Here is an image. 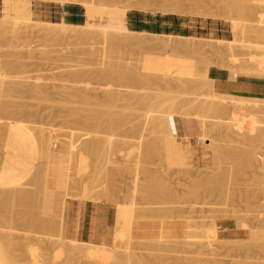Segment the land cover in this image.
Returning <instances> with one entry per match:
<instances>
[{"label": "rangeland", "instance_id": "obj_1", "mask_svg": "<svg viewBox=\"0 0 264 264\" xmlns=\"http://www.w3.org/2000/svg\"><path fill=\"white\" fill-rule=\"evenodd\" d=\"M90 1L94 8L99 10L100 17L98 16L95 22V25H97L96 29L98 31H101L109 26L116 27L118 25L116 21L109 18V13L111 11H119L126 4H132L131 2H133V4L141 3L140 0H112V2L111 0ZM150 1L151 8L145 12L182 16L183 18L180 21L192 27V36L184 37L179 35H153L145 32H136V34H128L129 36L123 34L121 38L119 37L121 34H117L119 33V30L113 29L111 31L115 33L118 39H122L123 41L125 38V42H122L121 45H118V49L114 48V52L111 50V56H108L106 53L107 57L105 58L107 59L106 61L116 65V71L118 73L114 74V76L110 78L108 77L107 80L103 79V81H100L98 78L91 77L89 81L87 80L84 82L85 84H83V82L82 84H79L80 86L78 84L75 85L74 83L76 82H74V88L78 86L81 88L83 86L87 88L88 86L90 89H88V91H91L90 93L92 96L99 97L98 95L100 94V98L102 97L101 99H105L104 96L106 95H104V91L107 93L109 90L123 92L122 94L125 93L124 96L126 97V94L130 92H136V94L140 96L147 95L145 97L151 98L155 96L154 102H157L158 100H160V102L158 101L152 107V110L160 111L161 109L165 112H167V109H171L172 107L176 106L174 101L175 98H197L204 101L209 98L208 101L212 103L218 101L222 103L221 101H223L230 106H237L235 107L237 110L233 120H231L233 115L231 117L226 116L225 118V116H223L224 118H221L215 113L201 108L195 109L193 112H191L192 116H184L183 112L185 113V111L181 108V106L179 107L181 110L178 107L175 108L176 110L179 109L178 111L174 110V112L176 111L175 113H177L175 117L190 119L189 126L188 124L183 125L184 122L182 121H178V142L177 140L174 141L170 137L171 133H167L166 126H164L166 131L164 129H162V131L164 130L163 134L166 132L167 137L164 135V139H167L166 142L168 144H165L164 142L162 145V141L158 140L161 134H158L157 130L160 128H157L156 130V133L159 135V137L154 133H151V131L147 132L146 138L149 136V139L147 138L149 146H151L150 144L153 143V150L151 151L152 154L154 151L153 155L155 157L150 154L151 151H143L142 156L145 157L144 154L149 153V155L146 157L151 155V158H149V161L145 158V160H143L144 163H139L141 167L139 171L142 169L141 173H137L139 165H135L136 170L132 169L133 171H130L133 176L131 173L129 175L128 172L130 169L128 170V168L129 166L133 167V165L130 164L136 163L135 157L137 155L136 151L135 157L133 158L134 152L130 151L131 145L129 141L136 143L138 142V140L135 141L136 134L134 135L132 133L133 129L131 127L132 125H142V122L144 121L142 115L146 113L144 111H147V108L138 104L137 101L136 103L138 105L130 103L127 101L129 99V97H127L128 99L118 102L119 106H117L118 103L112 104L115 111L112 110V105H107L104 107L100 105H89L88 107H90V112L89 108H84L85 104H80L79 100L78 103L76 102V105L74 101L73 105L72 103L69 105L65 103L63 99L67 95V92L69 94L73 92L72 82L74 79L71 78V80L68 77L70 76L71 72L73 73L75 71H80V69L84 70V67L87 71H90V69L91 71H96L102 67L100 62L97 65V62L103 55L101 50L104 48V46L99 43L101 38H99V40L97 38L95 41H90L84 44H77L71 41L46 38L44 35H40L41 33H38V29L41 25L38 23V21L41 20L34 14V9L38 5H41V2L62 4L60 1L0 0V20L6 15L15 16L16 13L13 9L16 7H19L20 11H26L29 13L33 19V22L31 23L0 25V76H5L6 79L4 77H1V79L3 78L6 83H14L16 86L18 85V88L21 90L12 94L9 92L10 95L6 92L5 96L0 98L4 100L2 104L8 106V108H10L11 105L10 109H12L15 113L14 118H12V116L11 119H7V117L5 119V114H1L2 120H0V122H11L19 125L21 124L20 126L22 127L24 125L26 127H32V124L33 127L36 125L37 128L43 129V134L47 137L49 142L48 145L50 144V149L53 148V151L55 150V152L57 151V153H59L58 151H61V149L62 151L64 150L63 147L65 148L69 146L67 145V141L69 144L70 134L71 132L72 134L74 133V131L71 130L74 123L72 124V120L68 121V116L70 115L71 110L72 113H75L76 111L77 116L75 115V118L79 122H86V120H88L86 119V116H90L91 113H103V120L105 121V114L107 113L106 115L109 117L108 113L110 112L107 111V109L111 110V112L113 111V114L110 112L113 117L111 116V119L107 118V121L117 120V124L115 123L117 127L114 126L113 129V127L107 125V129L109 128V131H115L116 127L118 129L112 133L115 136V139L123 142L124 140H126V142L129 140L126 146H129L128 150L131 153L133 152V156L131 155L133 159L130 157L129 162L127 161V163L130 164H128L129 166H126L124 163H122L124 162L123 160H125L122 159L121 156L124 154V152L122 154H118V162H121L122 165H124H120L121 163L116 166L109 165L106 175L108 176V173L112 171H114L116 174V189L119 203L117 218L122 224L130 227V229L133 230V238L130 241L131 247L133 246L134 249L133 252L136 251L135 254L139 253L141 256H143V254L147 255L146 259H144L146 262H148V256L149 258L152 256V264L154 255L160 260L162 255H164L162 258H165L166 256L168 262L165 259L166 262H164V264H169V262L171 263L172 260L174 261L173 264H175V258H177V260L180 258V262L181 260H184V258L186 261L188 259V263L186 264H190V262L192 263L190 259H193V262L197 264H264V115L261 117V114L259 113V118V116L255 115L256 111L254 112V109L252 111L250 107H248L250 105L251 107L253 105H259V108H261L260 111H262L264 99L220 93L215 89L214 81L209 76L210 69L214 67L228 70L233 74L236 73L246 76L264 77V0H182L184 5L183 8L186 11V14L183 15L174 13V11H172L170 8L167 10L168 7L165 5L166 0ZM76 5L85 15L82 23L79 24L83 25L88 20L85 9L80 4ZM239 8H245L247 10L246 12H240ZM205 9L218 14V18L214 19L198 14L205 11ZM132 10L137 9H128L127 13ZM234 25L238 26L236 31L234 29ZM125 27H127V23H125ZM127 37H132V39L129 38L128 40ZM113 53H117L118 55H113ZM114 61L116 63H114ZM5 66L6 68L4 69ZM118 66L121 70L120 74ZM127 67L129 72H132V74L134 73L133 75H135V80H139V78L142 77V82L140 80L142 84L138 85L139 88L131 82L125 81L121 76L123 70L126 69L128 72ZM129 67L131 69L133 68V70H130ZM1 68H3V70ZM136 71L139 73L142 72L140 75L138 74V78H136ZM143 72H145V74ZM116 76L119 78L116 79ZM4 80L2 82H4ZM145 82L147 84H145ZM26 85L28 89H25ZM35 85L39 86L40 91L37 90L39 93L36 91L34 93L30 90L31 86ZM68 85L71 86L72 91ZM42 88H44V90H42ZM92 89L98 90V95L96 92L94 93ZM67 90H70L71 92ZM14 95L16 97L18 96L19 99L13 97ZM158 95H161L162 97H159L160 99L156 101ZM32 96L34 97L32 98ZM37 97L40 100H37ZM168 99L170 100L168 101ZM69 100L71 101L70 98ZM135 100L130 99V101ZM171 100L174 101L172 105L170 103L168 104V102ZM6 103L8 105H6ZM2 104L0 102V105L4 106ZM167 104L170 106H167ZM81 106L82 110H80ZM140 107L142 108V111ZM119 108H121L120 110H122L121 112H123V116H119L118 113H116ZM248 108L253 113H251ZM29 110L33 113V116H31L32 113ZM124 113H126L125 116ZM139 113L141 114L139 115ZM64 115L68 117V120L66 119L67 117H64ZM32 118L34 121H32ZM151 124L153 123L150 121L148 127L152 129L154 128V124ZM69 126L71 127L70 130ZM105 127L104 129L100 130V132H104L103 135L106 136V134H109V131L105 129ZM78 128L83 130L82 126H75L73 129H77L75 131L77 135H74V139L81 142V137L82 141L84 142L87 133L91 131L84 127L87 133L79 131L78 134ZM101 128H103L102 125ZM27 131L31 134L28 129ZM162 131H159V133H162ZM239 131H241L240 134L238 133ZM100 132L98 135H100ZM91 134L92 136L96 135L94 132ZM91 134L89 135L90 137L88 136L89 138H91ZM109 136L107 135L106 137H102L107 138ZM162 136L160 138H162ZM169 138L172 139V144H175L176 142V144L178 143L177 145H179L181 143L180 146H178L179 151L177 154L179 155H176V150H178L176 144V146H174V144L173 146L170 144V146L173 147L175 151L174 154L171 153L173 148H169V141H171ZM155 144L157 147H155ZM160 145H165L167 147L166 148L164 146V152L166 153L167 151V156L162 152V147ZM132 146L134 145L132 144ZM128 150L125 152H128ZM158 151H160V153ZM73 152L70 151L69 157H71L70 155L75 154V152ZM159 155L161 157H159ZM66 156L68 155L66 154L62 157L61 161H65L61 163V165L63 164L65 173V177L63 179L67 181L68 185H64L65 187L62 186L63 181L61 179V186L59 184V180L53 181L56 183V185L58 182V186L55 185V191L57 190V193L61 192L63 194L62 195L59 193L61 197L58 202H60V204H66V200L68 199L90 201L100 200L102 197L101 195H103L104 192L103 194H100L96 181L97 169L95 167L97 162L95 158L97 156H87L89 163L82 159V156L76 159H70ZM171 156H180V159H178V157L172 158ZM133 160L134 163H132ZM152 160H154L155 164ZM42 164L47 165L44 166V172L42 171ZM37 165L38 169L40 170H37V168L34 169V171L30 174V182L34 181L33 177L35 175L34 173H36L35 171H37V173L42 171L41 173L43 174L41 175L36 173V177H34L35 184L33 183V187L26 186L30 182H28L26 185L24 184L26 188L28 187L30 190L33 189L36 192V195L41 193L44 194L46 191L44 187V185H46V180L48 181L49 177H52L53 179V176H55V178L57 176L56 174L52 176L50 171H48L49 165L46 163L45 158H40ZM7 169L8 168H5L3 172L7 171ZM149 169H151L153 173L150 172ZM227 169L230 171L231 176H227ZM51 172L53 173V170ZM133 172L136 174H133ZM153 174L155 175L154 178L158 179V181L157 179L153 181L155 182V187L157 186L160 188L161 186V191L163 190V186H165L164 188L166 190L169 188L168 185L172 187V189L174 188L173 191L171 188H169L172 193L175 190V195L172 197V193H170L169 195L171 202L169 200L168 202H170V204H172V201L175 203L177 198V203L174 204L178 205L177 207L173 206V204L169 206L168 202H165L166 199L162 200L161 198L160 201L162 200L163 202L167 203L168 207L166 206L165 210L164 208L161 210V207H159L160 205H163L161 201V204L158 206L161 211L159 214V209L157 208V210H155V207L151 205L156 202L157 199H152L151 197L153 196L151 195L149 200L151 201L152 199V201L149 202V204L154 208V210L153 208L152 211L150 210L151 207L148 205L147 198H145L147 192L144 190V188L148 183H150V179L152 181L151 176H153ZM26 179L24 181H26ZM146 179L147 184L145 183ZM134 180L139 185L137 190L138 192L136 193L135 191V198L132 195V197L135 199L133 201V198L130 196V194L134 190L130 191L129 187H131L133 183H136ZM156 181L157 183L160 182V186H158V184L156 185ZM100 182L101 180H99L98 183ZM147 187L148 186H146V190L149 189H147ZM151 187L152 186H150V188ZM153 188L154 187H152V190ZM63 189L65 192H63ZM148 191H150V189ZM154 191H150L149 193L152 194ZM66 192H69V194H66ZM164 192L166 196H168V192ZM192 192H194V195H192ZM70 193L73 198L69 196ZM188 193L190 194L188 195ZM154 194L155 192L153 195ZM157 194L160 198L162 192ZM65 195H67L65 199L63 198V201L65 200V202L62 203L61 198L63 196L65 197ZM149 195L150 194H148V196ZM125 196H129L128 201H126ZM21 204L19 203L16 205L14 215L10 213L12 209L9 210V206H3V208L0 206V211L2 210V214H4V220L2 218L0 220V233L2 234L0 241L3 245H10L9 247L11 250L9 251L8 256L12 264H55V262L56 264H62V262L63 264H72V261L75 260V257L80 255L78 254L74 256V259L70 257L73 260H68L69 253L63 248L62 242L64 240L66 242L67 238L61 236L62 234L59 231L60 225L62 230V224L59 221L61 220V213L59 211H62L61 216L64 212L61 205L59 206V203L57 204L58 207L56 205L58 210H55L57 211L53 210L55 206L52 209L47 208V210L44 211L46 214L43 217L45 218L47 216L46 229L37 230V228H34L30 225L31 216L34 214L35 210L33 207L28 206V204L25 205L30 208H27L24 204ZM157 205L158 203L156 206ZM180 205L182 210H179V208L181 209ZM170 207L172 208L171 210ZM167 208L169 210L168 212L166 211ZM133 210L134 213L132 212ZM178 210L181 212V214L178 213ZM148 212H150V214H148ZM154 213L157 214L156 216L159 218L153 217ZM12 215L13 219H11ZM55 215H57V229L56 224L55 228H53L55 223ZM7 216L9 217L7 218ZM49 220L52 226L49 225ZM61 221H63V219ZM54 242H61L60 246H58V243L54 244ZM139 242H145V244H143L145 245V250H143L144 248L142 249L143 245L139 246L141 244H139ZM52 244L53 246L56 245L60 248L50 249ZM146 244H149L151 248L149 246V248L146 247ZM106 245L111 246L112 241ZM137 245L141 247L138 250L136 249L138 247ZM160 245L164 251H160L159 249L155 250V247L158 246V248H160ZM53 246L52 248H56V246ZM164 248L167 251H165ZM52 250H54V253ZM158 254H160V256ZM78 260L76 262L74 261L73 264H77ZM82 260L85 263L86 259L81 257V261ZM162 260L164 261V259ZM176 262L178 263V261ZM149 264H151V262ZM154 264H156V262H154ZM158 264H163V262ZM182 264H185V262L183 261Z\"/></svg>", "mask_w": 264, "mask_h": 264}, {"label": "bare ground", "instance_id": "obj_2", "mask_svg": "<svg viewBox=\"0 0 264 264\" xmlns=\"http://www.w3.org/2000/svg\"><path fill=\"white\" fill-rule=\"evenodd\" d=\"M52 1H60L62 4H80L81 6H83L84 7V9H85V12H86V16H87V22L85 23V24H83V25H70V24H65V23H48V22H42V21H38V23L41 25L40 27H39V29H38V33H41L40 35H44L46 38H52V39H58V40H65V41H71V42H74V43H77V44H84V43H87V42H90V41H95L97 38H98V40H99V38H101L100 40H99V43H101L103 46H104V48L101 50L102 51V53H103V55L100 57V56H98V57H100V59H99V61L97 62V65H98V63L100 62V65L102 66L100 69H97L96 71H91V69H90V71L88 70H86L85 69V67H84V70H81L80 69V71H75V72H71L70 73V76H68L70 79L72 78V79H74L73 80V82H72V84L74 83V82H76V83H74L75 85H79V84H82V82H83V84H85L84 82L85 81H89L90 80V78L91 77H95V78H98V79H100V81H103V79H108V77L110 78V77H112V76H114V74H117L118 72L116 71V65H114L113 63H110V62H108V61H106L107 59L105 58V57H107L106 56V53H107V55L109 56H111V54H112V51L111 50H113L114 48H117L118 49V45H121V43L122 42H125L124 40H125V38L123 39V41H122V39H118V37L115 35V33H113V31H111V30H113V29H116V30H119V33H117V34H121V36H119V37H121L122 38V35L123 34H126V35H128V34H130V35H132V34H136V32H133V31H130V30H128L127 29V27H125V23H126V19H127V10L128 9H137V10H144V11H146V10H149L150 8H151V1L150 0H140V2L141 3H134L133 4V2H131L132 4H126L125 6H123V8L121 9V10H119V11H111L110 13H109V18L111 19V20H114V21H116L117 23H118V25L116 26V27H106L105 29H103V30H101V31H98L96 28V26L97 25H95V22H96V19H97V17L99 16L100 17V15H99V10H96L95 8H94V6L90 3L91 1L89 0H52ZM107 1V0H106ZM109 2V1H108ZM111 2H112V0H111ZM127 2V1H126ZM106 5V4H105ZM165 5H166V7H168L167 8V10L170 8L172 11H174V13H176V14H178V15H183V14H186V11L184 10V8H183V2H182V0H166L165 1ZM241 6V5H240ZM153 8V7H152ZM163 8H165V7H163ZM154 9V8H153ZM14 11H15V16H9V15H6L3 19H1L0 20V25H14V24H16V23H31V22H33V19H32V17H31V15L29 14V13H27L26 11H20V9H19V7H16L15 9H13ZM152 10V9H151ZM150 10V11H151ZM156 10H157V8H156ZM164 10V9H163ZM239 10H240V12H246V10L247 9H245V8H239ZM170 11V10H169ZM165 12H166V10H165ZM173 13V12H172ZM199 15H201V16H204V17H211V18H214V19H217L218 18V14H216V13H214V12H210L208 9H205V11H203V12H200V13H198ZM234 29H235V31L238 29V26L237 25H234ZM129 36V35H128ZM124 37H126V36H124ZM133 37V36H132ZM132 37L130 38V37H127L128 38V40H129V38L130 39H132ZM120 49V48H119ZM85 51V50H84ZM121 51H122V49H121ZM98 52H99V50H98ZM113 52H114V50H113ZM116 52V51H115ZM120 52V51H119ZM117 53H118V51H117ZM116 53V54H117ZM123 53V52H122ZM31 54H33V53H31ZM87 54V53H86ZM92 54V53H91ZM115 53H113V55H116ZM118 55V54H117ZM123 55V54H122ZM126 55H127V53H126ZM31 56V55H30ZM120 56V55H119ZM33 58V57H32ZM90 59V58H89ZM96 59V58H95ZM101 59H102V61H101ZM108 59H110V58H108ZM84 61V60H83ZM1 62V61H0ZM114 63H116L115 61H114ZM84 65V64H83ZM7 66V65H6ZM6 66L4 67V69L6 68ZM16 66V65H15ZM18 66V65H17ZM23 66H24V64H23ZM120 66H121V61H120ZM95 67H98V66H95ZM124 67H125V65H124ZM135 67V66H134ZM130 68V67H129ZM2 70H3V68H1ZM8 69V68H7ZM9 69H10V67H9ZM8 69V70H9ZM83 69V68H82ZM118 69L120 70V68H119V66H118ZM123 69V68H122ZM127 69H128V67H127ZM134 69H136V68H134ZM77 70V69H76ZM130 70H133V68L131 69L130 68ZM138 70H139V68H138ZM123 71H125V72H123ZM122 71V77L124 78V80L125 81H127V82H131L132 84H134V85H136V87H138V85H140V84H142L141 82H142V77H140L139 78V80H135V75H133L132 74V72H129V69H128V72L126 71V69L125 70H123ZM137 72V71H136ZM121 73V70L119 71V74ZM140 73H142V72H140ZM140 73L139 72H137V75H136V78H138L139 77V75H140ZM144 74H145V72H143ZM3 74V73H2ZM5 74V73H4ZM139 74V75H138ZM132 75H133V77H132ZM146 75H147V73H146ZM138 76V77H137ZM143 76V75H142ZM1 77H4L5 78V76H0V98H2V96H5V93L7 92L8 94H9V92L12 94V93H16V92H19V91H21L20 90V88H18V85L16 86L14 83H6V81L2 78L1 79ZM146 77V76H145ZM20 78V77H19ZM116 79L117 78H119V77H115ZM134 78V79H133ZM6 79V78H5ZM17 79V78H16ZM70 79H68V80H70ZM71 79V80H72ZM102 79V80H101ZM146 79H147V77H146ZM4 80V82H2ZM67 80V79H66ZM70 80V81H71ZM140 80H141V82H140ZM8 81V80H7ZM22 81V80H21ZM65 81V80H64ZM117 81H119V80H117ZM20 82V81H19ZM114 82V81H113ZM23 83V82H22ZM107 83V82H106ZM119 83H121V82H119ZM20 84V83H19ZM68 84H69V81H68ZM71 84V85H72ZM74 84H73V92H71L72 91V88H71V86L70 85H68L69 87H70V90H67V91H69V92H71L70 94L67 92V95L63 98L64 99V101H65V103H67V104H71L72 103V105H73V103L75 102V105L78 103V100H79V102H80V104H85V106H84V108L85 107H87V108H89V110H90V107H88L89 105L91 106V105H100V106H102V107H104V106H107V105H112L113 103H118V102H120V101H123V100H125V99H128L127 97H129V99L127 100V101H129L130 103H134V105L135 104H140V105H142V106H144V107H146L147 108V111H144V112H146L145 114H143L142 115V117H143V119H144V121L142 122V125L141 126H137V125H135V126H133L132 125V129H133V134L136 136V138H135V141L136 140H138V142L136 143V142H131V141H129V143H130V145L132 146V144L135 146H130V151H133L134 152V156L132 155L133 154V152L131 153L128 149H129V146H126L127 145V142H126V140H124V142L123 141H120V140H116L115 139V136L112 134L113 132H115L118 128H116L117 126L115 125V123L117 124V120H115V121H111V120H108L107 121V118H110L111 119V114H110V112H111V110H109V109H107V111H110L108 114H109V117H107V113L105 114V121L103 120L104 118H103V113H100V114H90V116H86V119H88V120H86V122H79V121H77V119L75 118V115L77 116V114H76V111H75V113H72V110H71V113H70V115L68 116L69 117V120H68V117L67 116H65L64 115V117H67L66 119L68 120V121H73L72 122V124H73V127H72V125H71V127H72V129H71V127L69 126V130L71 129L72 131H74V133L72 134V132H71V134H70V140H69V144H68V141H67V145H69L68 147H63V151H62V149H61V151H58L59 153H57V151L55 152V150L53 151L52 149H50V144L48 145V140H47V137L43 134V129H41V128H37L36 127V125H35V123L37 122H35L34 123V127H33V124H32V127L30 126V127H26L25 125L23 126V127H25V128H27L30 132H31V134H32V139H33V144L35 145V148H34V151H35V153H36V155H37V160H38V162H39V159L40 158H45L46 159V163L49 165V167H48V171H50V173L52 174V176L54 175V174H56L57 176H56V178H55V176H53V179H52V177H49V179H48V181L46 180V185H44V187H45V192H44V194H38V195H36V192L32 189V190H30L28 187L26 188V186H34V184H35V178L34 177H36L35 175H36V173H37V171H35L36 173H34L35 175H34V177H33V179H34V181L33 182H30L31 181V175L26 179V181H24L23 180V177H20V178H18V176L19 175H17V174H14V172H13V169H11V166L10 167H7L8 169H7V171H5V172H3L1 175H0V206L3 208V206H9V210H11L12 209V211H10V213L11 214H13L14 215V211H15V207H16V205L17 204H21V205H25V204H28V206H31V207H33V209L35 210V212H34V214H32V216H31V223H30V225L32 226V227H34V228H37V230H39V229H42V230H44V229H46L45 227H46V224H47V222H46V220H47V216L44 218L43 216H45V210H47V208H49V209H52L54 206H55V208H53V210L54 211H57L58 209H57V207H58V203H59V206L61 205V207H62V210H64V207H65V204L63 203V202H65V200L63 201V198L65 199L66 198V196L67 195H65V197L63 196L62 198H61V202L63 203V204H60V202H58L59 201V199H60V197H61V195L59 194V193H61V192H58L57 193V190L55 191V185H56V183L55 182H53V181H60V179L63 181L62 183H61V181L59 182V184H60V186H61V184H62V186H64V185H68V183H67V181H65L63 178L65 177V173H64V167H63V164L61 165V163H63L64 161H61V159H62V157L63 156H65L66 154L68 155V156H66L67 158L69 157V153H70V151H74L75 152V154H72V155H70L71 157H69L70 159H76V158H79L80 156H82V159H84V160H86L88 163H89V159H88V157L87 156H91V157H93V156H97L96 158H95V160H96V169H97V171H96V181H97V185H98V188H99V191H100V194H103V192L105 193V192H107L108 191V184H107V182H108V178L109 177H107V175H106V171H107V168H108V166L110 165V166H116V165H118L119 163H121V162H118V159H117V157H118V154H122L123 152H124V156L123 155H121L122 156V159H125V160H123L124 162H122V163H124L126 166L128 165V164H130V163H127V161L129 162V160H130V157L132 158V156H133V158L135 157V152H136V157H135V161H136V163L135 164H130V165H133V167H131V166H129V168H128V170H129V175H130V173L136 168V166L135 165H139V163L141 164V162H143L144 163V161L143 160H145V158H146V160H148L149 161V158H151V155L152 156H154L153 154H154V151H153V154H152V151L151 150H153L152 149V144H150L151 146H149V143H148V139L146 138V136H147V132H149V131H151V133H154L155 135H157V133H156V130H157V128H160V129H158L157 131H158V134H161L160 135V137L162 136V138H160L159 137V135H157L159 138H158V140L159 141H162L161 142V145L162 144H164V142H165V144H168L167 142H166V140L167 139H164L165 138V136L164 135H166V132L168 133H171V138L175 141V140H177V142H178V137H177V135H176V131H175V120H179V121H182V122H184L183 123V125L184 124H188V126H189V122H190V119H186V118H180V117H175L176 115H177V113H175L176 111H178L179 109L181 110V108L185 111V113L183 112V114H184V116H192V113L191 112H193L195 109H198V108H201V109H206V110H208V111H211V112H213V113H215L216 115H218V116H220L221 118L223 117V116H225V118H226V116H232L233 115V117L231 118V120H233L234 118H235V116L234 115H236V110H237V108H235V107H237V106H230L229 104H227V103H225V102H223V101H221L222 103H220V101H218V102H214V103H212V102H210V101H208L209 100V98L208 99H206L205 101L204 100H201V99H195V98H193V99H191V98H187V99H184V97H182V98H175V107H172L171 109H170V111H169V109H167V112H165V111H162L161 109H160V111H157L155 108V110L156 111H154V110H152V107L159 101L160 102V100H158V99H160L159 97H162L161 95L159 96L158 95V97L156 98V101L157 102H154L155 101V96H153L152 98L151 97H145V96H147V95H145V96H140V95H138V94H136V92H130V93H128V94H126L127 95V97L126 96H124L125 95V93L124 94H122L123 92H120V91H115V90H109V91H107V93H105V91H104V95H106V96H104V98L105 99H101L100 98V94L98 95V90H95V89H92L93 90V92L95 93L96 92V94L99 96V97H97L96 95V97H93L92 96V94L90 93L91 91H88V86H87V88H85L84 86V88L82 87H76V88H74ZM122 84H123V79H122ZM121 84V85H122ZM126 84V83H125ZM125 84H124V86H125ZM145 84H147L146 82H145ZM6 85H8V86H6ZM87 85V84H86ZM89 85V84H88ZM113 85V84H112ZM134 85H133V87H134ZM20 86V85H19ZM132 86V85H131ZM144 86V85H143ZM22 87V86H21ZM41 87V86H40ZM63 87V86H62ZM61 87V88H62ZM8 90H7V89ZM23 88H24V86H23ZM27 88V85H26V87H25V89ZM104 88H105V86H104ZM106 88H107V86H106ZM129 88H130V86H129ZM139 88V87H138ZM22 89V88H21ZM28 89V88H27ZM127 89V88H126ZM136 89V88H135ZM141 89H142V87H141ZM31 91H33L34 93H35V91L37 92V90L38 91H40V89H39V86H31V89H30ZM42 90H44V88H42ZM64 90H66V89H64ZM90 90V89H89ZM107 90V89H106ZM130 90V89H129ZM128 90V91H129ZM25 91H28V90H25ZM125 91H127V90H125ZM132 91V90H131ZM62 92V91H61ZM61 92H60V95H61ZM63 92H66V91H63ZM37 93H39V92H37ZM41 93H42V91H41ZM27 94H28V92H27ZM10 95V94H9ZM9 95H7V96H9ZM18 95V94H17ZM36 95V94H35ZM38 95V94H37ZM45 95H46V93H45ZM48 95V94H47ZM144 95V94H143ZM19 96V95H18ZM18 96L16 97L15 95L13 96V97H15V98H18ZM40 96H42V95H40ZM34 96H32V98H33ZM63 97V96H62ZM76 98V99H73V98ZM165 97V96H164ZM69 98L71 99V101L69 100ZM186 98V97H185ZM4 99H5V97H4ZM19 99V98H18ZM68 99V100H67ZM73 99V100H72ZM130 99H132V100H135V101H130ZM10 100V99H9ZM15 100V99H14ZM34 100V99H33ZM37 100H40V99H38V97H37ZM162 100H163V98H162ZM170 99H168V101H169ZM173 100H171L170 102H168V104L170 103L171 105H172V103H174V101ZM60 101H61V98H60ZM68 101V102H67ZM70 101V102H69ZM74 101V102H73ZM136 101H137V103H136ZM0 102H1V104L4 102V100L3 99H0ZM35 102H37V101H35ZM77 102V103H76ZM185 102H186V104H185ZM19 103V102H18ZM111 103V104H110ZM27 104V103H26ZM137 104V105H138ZM167 104V106H170V105H168ZM2 105H4V104H2ZM6 105H8L7 103H6ZM10 105V104H9ZM57 105V104H56ZM64 105V104H63ZM66 105V104H65ZM132 105V104H131ZM162 105H164V104H162ZM1 106V105H0ZM16 106H17V102H16ZM49 106V105H48ZM55 106V105H54ZM61 106V105H60ZM117 106H119V103L117 104ZM121 106V105H120ZM129 106V105H128ZM181 106V108H179ZM41 107V106H40ZM53 107V106H52ZM58 107H59V104H58ZM63 107V106H62ZM65 107V106H64ZM76 107H78V106H76ZM138 107V106H137ZM163 107V106H162ZM179 108L178 110H176L175 108ZM248 107H250V109L253 111V109H254V112L256 111V114L255 115H257V116H259V118H260V114H261V117H263L262 115H264V106L262 107V111H260L261 110V108H259V105L258 106H252L251 107V105L250 106H248ZM10 108H11V105H10ZM10 108H8V106H1L0 107V120H2L1 119V114H5V119H6V117H7V119L9 118V119H11V117L12 118H14V115H15V113L13 112V110L12 109H10ZM24 108V107H23ZM74 108V107H73ZM79 108V107H78ZM83 108V109H84ZM114 107H113V105H112V110L113 111H115V109H113ZM122 108V107H121ZM121 108H119V112L117 111L116 113H118V115L120 116V115H122L123 116V112H121L122 110H120ZM127 108V107H126ZM161 108V107H160ZM167 108V107H166ZM166 108H165V110H166ZM92 109V108H91ZM140 109H141V111H142V108L140 107ZM159 109V108H158ZM23 110V109H22ZM37 110V109H36ZM53 110H55V109H53ZM61 110V109H60ZM80 110H82V106H81V108H80ZM88 110V111H89ZM126 110H128V109H126ZM174 110H176L175 112H174ZM248 110H249V108H248ZM251 110H249L250 112H251ZM30 111V110H29ZM41 111V110H40ZM50 111V110H49ZM113 111L111 112L112 114H113ZM124 111V110H123ZM31 112V111H30ZM90 112H91V110H90ZM94 112V111H93ZM24 113V112H23ZM32 113V112H31ZM56 113V112H55ZM55 113H54V115H55ZM121 113V114H120ZM143 113V112H142ZM153 113H154V115H153ZM251 113H253V112H251ZM258 113V114H257ZM260 113V114H259ZM25 114V113H24ZM30 114V113H29ZM35 114H36V112H35ZM69 114V113H68ZM71 114H72V116H71ZM141 113H139V115H140ZM248 114H250V113H248ZM37 115H38V113H37ZM53 115V114H52ZM81 115V114H80ZM88 115V114H87ZM116 115V114H115ZM126 115V113H124V116ZM132 115V114H131ZM172 115V116H171ZM254 115V116H255ZM31 116H33V113H32V115ZM252 116H253V114H252ZM35 117V116H34ZM113 117V116H112ZM141 117V118H142ZM20 118V117H19ZM31 118V117H30ZM57 118V117H56ZM70 118H73V119H70ZM118 118H120V117H118ZM122 118V117H121ZM224 118V117H223ZM229 118V117H228ZM27 119V118H26ZM58 119V118H57ZM84 119V118H83ZM181 119V120H180ZM20 120V119H19ZM21 120H23V119H21ZM41 120V119H40ZM56 120V119H55ZM66 120V121H67ZM81 120H82V118H81ZM223 120H225V119H223ZM32 121H34V119L32 118ZM32 121H31V123H32ZM38 121H39V119H38ZM52 121V120H51ZM150 121L154 124V128H149L148 126H149V124H150ZM40 122V121H39ZM103 122H105V123H107V124H105V123H103ZM121 122H122V120H121ZM25 123V122H24ZM26 123H28V122H26ZM48 123V122H47ZM64 123V122H63ZM71 123V122H70ZM119 123H120V121H119ZM127 123H128V121H127ZM127 123H125V124H127ZM29 124V123H28ZM76 124V125H75ZM103 124H104V126H103ZM153 124H151V125H153ZM21 125V124H20ZM101 125H102V127L103 128H101ZM105 125H106V127H105ZM107 125H109V126H111V127H113V129H114V126H116L115 127V131H109V128L107 129ZM120 125V124H119ZM222 125V124H221ZM75 126H82L83 127V130H81L80 128H78V134H79V131H82V132H86L85 131V128H87V130H90L91 132H89V133H87V138L85 137V140H84V142L82 141V139H81V137H80V140H81V142H79V140H75L74 139V135H77V133H75V131L77 130H75V129H73ZM129 126V125H128ZM164 126H166V130H165V127ZM187 126V125H186ZM201 126V125H200ZM199 126V127H200ZM85 127V128H84ZM104 127H105V129H107L109 132V134H106V136L108 135H110L109 137H107V138H103L102 136H104V137H106L105 135H103L104 134V132H100V130H102V129H104ZM148 127V128H147ZM153 127V126H152ZM18 128V127H17ZM127 128V127H126ZM125 128V129H126ZM188 128V127H187ZM201 128H202V126H201ZM27 129H26V131H27ZM162 129H164L166 132L163 134V132H164V130L162 131ZM25 130V129H24ZM104 131V130H103ZM159 131H162V133L160 132L159 133ZM81 132V133H82ZM95 133L94 135L95 136H92V134L91 133ZM99 132H100V135H98L99 134ZM111 132V133H110ZM235 132V131H234ZM240 132L241 131H239L238 133L240 134ZM7 133V132H6ZM202 133H203V131H202ZM91 134V138H89L90 135ZM118 134H119V131H118ZM69 135V134H68ZM125 135H126V132H125ZM130 135H131V133H130ZM29 136V135H28ZM35 136V137H34ZM80 136V135H79ZM89 136V137H88ZM128 136H129V133H128ZM119 137H120V135H119ZM126 137V136H125ZM166 137H167V135H166ZM11 138V137H10ZM82 138H83V136H82ZM117 138V137H116ZM147 140H146V139ZM151 138V137H150ZM171 138H169V140L171 139ZM78 139V138H77ZM84 139V138H83ZM130 139H132V138H130ZM172 139H171V141H169V148L171 147L170 146V144L173 146V144H172ZM11 140V139H10ZM152 140H153V138H152ZM151 140V141H152ZM164 140V141H163ZM151 141H149V142H151ZM173 141V142H174ZM126 142V143H125ZM154 142H155V140H154ZM128 143V144H129ZM156 143H157V139H156ZM180 143V142H179ZM159 144H160V142H159ZM175 144H176V142H175ZM174 144V146H176ZM181 144V143H180ZM180 144L179 145H177V149H178V146H180ZM15 145H16V143H15ZM160 145V146H161ZM11 146V145H10ZM154 146V145H153ZM164 146L165 145H163V146H161L162 148H161V150H162V152L163 153H165L164 152ZM219 146V145H218ZM32 147H34V146H32ZM136 149H134V148ZM155 147H157V145L155 144ZM166 147V146H165ZM7 148V147H6ZM17 148V147H16ZM167 148V147H166ZM173 147H171L170 149H172ZM8 149V148H7ZM32 149V148H31ZM221 149V148H220ZM126 150H128V152H125ZM168 150V149H167ZM175 150H176V148H175ZM21 151V150H20ZM143 151H146V152H150L151 151V155L149 156V157H146V156H148L149 155V153H145L144 155H145V157L144 156H142L143 155ZM172 151V150H171ZM170 151V152H171ZM179 151V149L178 150H176V155H179V154H177V152ZM18 152V151H17ZM73 152V153H74ZM130 152V153H129ZM159 153H160V151H158ZM174 148H173V151L171 152V153H173L174 154ZM31 153V152H30ZM126 153V154H125ZM226 153V152H225ZM224 153V154H225ZM166 156H167V151H166ZM172 154V155H173ZM228 154H229V152H228ZM132 155V156H131ZM155 155H156V152H155ZM165 156V157H166ZM124 157V158H123ZM155 157V156H154ZM159 157H161L160 155H159ZM172 157V156H171ZM175 157H178V159H180V156H175ZM175 157H172V158H175ZM221 157H222V155H221ZM224 157H225V155H224ZM65 158V157H64ZM132 158V159H133ZM136 158H137V160H136ZM141 158H142V161H141ZM153 158V157H152ZM156 158H157V156H156ZM220 158V157H219ZM69 159V160H70ZM131 159V160H132ZM166 159V158H165ZM170 159V158H169ZM178 159H177V161H178ZM15 160V159H14ZM19 160V159H18ZM170 160H172V159H170ZM3 161H4V159H3ZM122 161V160H121ZM153 162H154V160H152ZM166 161V160H165ZM167 161H168V159H167ZM15 162V161H14ZM38 162H37V164H38ZM42 163V162H41ZM122 163L120 164V165H122ZM127 163V164H126ZM132 163H134V160L132 161ZM147 163V162H146ZM149 163V162H148ZM170 163V162H169ZM181 163H182V161H181ZM123 164V165H124ZM154 164H155V162H154ZM122 165V166H123ZM148 165V164H147ZM152 165H153V163H152ZM38 166V165H37ZM35 167V169L37 168V170H40V169H38V167ZM44 166H47V165H44V164H42V171H43V169H45L44 168ZM40 168H41V164H40ZM138 168V167H137ZM140 165H139V169H138V171H137V173L138 172H140L141 173V171H142V169H141V171H139L140 170ZM143 168V167H142ZM146 168V167H145ZM149 168V167H148ZM147 168V169H148ZM133 169V170H132ZM53 170V173L51 172ZM127 170V169H126ZM136 170V169H135ZM150 170V172H152V170L151 169H149ZM41 171V172H42ZM131 171V172H130ZM227 171H228V173H227V176L229 175V176H231L230 175V171L227 169ZM37 173V174H43V173ZM44 172V171H43ZM149 172V171H148ZM147 172V173H148ZM189 172V171H188ZM223 172H224V170H223ZM135 172H133V174H134ZM146 173V172H145ZM153 173V172H152ZM183 173V172H182ZM46 174H47V172H46ZM136 174V173H135ZM150 174V173H149ZM226 174V173H225ZM49 175V174H48ZM131 175H132V173H131ZM151 175V174H150ZM149 175V176H150ZM172 175V174H171ZM47 176V175H46ZM51 176V175H50ZM114 176V175H113ZM133 176V175H132ZM135 176V175H134ZM137 176H138V174H137ZM143 176V175H142ZM148 176V177H149ZM154 174H153V176H151V178H152V181H151V179L149 180L150 181V183H152V184H150V183H148L147 184V179H146V186H148L147 187V189L149 188L150 189V191H154V188H155V196L153 195V193L151 194V193H149L150 191H148V190H146V186H145V188H144V190L147 192L146 193V197L145 198H147V200H148V205L150 206V204H149V202H151L152 201V199H154L155 200V198L157 199V203H158V205L156 206V202H154L155 203V205H154V203L153 204H151L152 206H154L155 207V210H157V208L159 209V207H161L160 209L162 210V208H164V210L166 209V206H167V203H165V202H168V200L170 201V193H172L171 192V190L169 189V188H171L172 189V187H170L169 185H168V189L166 190L164 187L165 186H163V190L161 191L160 189H162L161 188V186L159 185V183H157V181H158V179H157V181H156V185L158 184V186H160V188H158L157 186V188L155 187V182H153V181H155L156 179L154 178ZM128 177V176H127ZM131 177V176H130ZM146 177H147V174H146ZM112 178V177H111ZM144 178V177H143ZM153 178H154V180H153ZM160 178V177H159ZM129 179V178H128ZM131 179H132V177H131ZM149 179V178H148ZM163 179H164V176H163ZM222 179V178H221ZM52 180V181H51ZM99 180H101V182L100 183H98L99 182ZM138 180V179H137ZM110 181V180H109ZM161 181V180H160ZM166 181V180H165ZM25 182V183H24ZM28 182H30V183H28ZM48 182V183H47ZM134 182H136L135 180H134ZM221 182V181H220ZM28 183V185H26ZM34 183V184H33ZM195 183H196V181H195ZM26 186H25V185ZM150 184V185H149ZM198 184V183H197ZM222 184H225V183H222ZM128 185V184H127ZM126 185V187L128 188V186ZM138 185L139 184H137V182L134 184L133 183V185L131 186L132 187V189H131V187H129L130 188V191L131 190H134L131 194H130V196L132 197V195H133V197L135 198V191H136V193L138 192L137 190H138ZM162 185H164V184H162ZM194 185V184H193ZM56 186H58V182H57V185ZM150 186H152V187H154L153 188V190H152V187L150 188ZM167 186V185H166ZM195 186H197V185H195ZM65 187V186H64ZM69 187V186H68ZM142 187V186H141ZM58 188V187H57ZM62 188V187H61ZM71 188V187H70ZM167 188V187H166ZM198 188V187H197ZM200 188V187H199ZM142 189H143V187H142ZM174 189V188H173ZM173 189H172V191H173ZM67 190V189H66ZM140 190V189H139ZM129 191V192H130ZM164 191H166V193L168 192V196H166V194H165V192ZM197 191V190H196ZM63 192H65V190L63 189ZM128 192V191H127ZM143 192V191H142ZM162 192V194L160 195V198L158 197V194L157 193H161ZM174 192H175V190H174ZM172 193L171 194V196L172 197H174V195H175V193ZM193 194L192 195H194V192H192ZM62 194V193H61ZM66 194H69V192L67 193L66 192ZM145 194V193H144ZM148 194H150L149 196H148ZM190 193H188V195H189ZM197 194H198V192H197ZM63 195V194H62ZM140 195V194H139ZM151 195L154 197H151ZM165 195V196H164ZM69 196H71V198H73L72 197V195H71V193H70V195ZM102 197H103V195H101ZM111 196V195H110ZM143 196V195H142ZM124 197V196H123ZM126 198V201H128L129 200V196H125ZM132 197V198H133ZM149 197H151L152 199H151V201L149 200ZM164 197H166V198H164ZM195 197H196V195H195ZM109 198V197H108ZM133 198V201L135 200ZM162 198V200L164 199H166L165 200V202H163L162 200V203H163V205L161 206L160 204V199ZM179 198V197H178ZM197 198V197H196ZM159 199V200H158ZM186 199V198H185ZM103 200V199H102ZM111 200H112V202L115 204V225H114V232H113V234H112V238H111V241H112V245L111 246H108V245H100V244H95V243H92V242H85V241H77V240H74V239H69V238H67L66 239V242H65V240L62 242V244H63V248L64 249H66V251L69 253V259L68 260H71L72 258L74 259V256H76V255H80L81 257H83V258H85L86 259V261H85V263L83 262V260L81 261V257L80 256H76L75 257V262L78 260V263L77 264H106V263H109V264H149L150 262H151V264H152V256H151V258H149V256H148V262H146L144 259H146V257H147V255H144L143 254V256H141L139 253L138 254H135L136 253V251H134L133 252V246L131 247V239L133 238V230L132 229H130V227H128V226H126V225H124V224H122L119 220H118V218H117V216H118V211H119V206H118V202H117V199H116V196H115V194L113 193L112 194V196H111ZM122 201H123V198H122ZM144 201H145V199H144ZM159 201V202H158ZM174 201H175V198H174ZM171 202V201H170ZM170 202H168V205L169 206H171L172 204H173V206H178V205H174V204H176L177 203V198H176V201H175V203L172 201V204H170ZM165 204V205H164ZM56 205H57V207H56ZM160 205V206H159ZM183 205V204H182ZM19 206V205H18ZM17 206V207H18ZM159 206V207H158ZM165 206V207H164ZM184 206V205H183ZM25 207H27L26 205H25ZM24 207V208H25ZM151 207V206H150ZM168 207V206H167ZM180 207H181V205H180ZM6 208V207H5ZM21 208V207H20ZM27 208H30V207H27ZM112 208V207H111ZM152 208L153 207H151V211H152ZM55 209H57V210H55ZM160 209H159V214H160ZM172 208L170 207V210H171ZM53 210H51V211H53ZM144 210H146V209H144ZM153 210H154V208H153ZM179 210H182V207H181V209L179 208ZM179 210H178V213H180L181 214V212H179ZM4 211H5V209H4ZM21 211V210H20ZM26 211V210H25ZM28 211V210H27ZM141 211V210H140ZM167 212L169 211L168 210V208H167V210H166ZM165 211V212H166ZM6 212V211H5ZM22 212V211H21ZM61 214H62V211H59ZM133 213H134V210L132 211ZM163 212V211H162ZM166 212V213H167ZM8 213V212H7ZM30 213V212H29ZM51 213V212H50ZM57 213V212H56ZM135 213H136V211H135ZM173 213V212H172ZM171 213V214H172ZM9 214V213H8ZM16 214H17V212H16ZM61 214H60V218H61V220L63 219V215L61 216ZM148 214H150V212H148ZM170 214V215H171ZM13 215L11 216L12 218L11 219H13ZM19 215V214H18ZM48 215V214H47ZM109 215H111V214H109ZM146 215V214H145ZM157 214H155L154 213V216L153 217H158V216H156ZM169 215V216H170ZM22 216V215H21ZM9 216H7V218H8ZM16 217V216H15ZM23 217V216H22ZM161 217H164V216H161ZM177 217V216H176ZM180 217H182V216H180ZM1 218L4 220V214H2V210L0 211V220H1ZM27 218V217H26ZM56 218H57V215H55V223H54V227L53 228H55V224H56ZM156 218H154V219H156ZM159 218V217H158ZM166 218H168V217H166ZM166 218H164V219H166ZM173 218H174V216H173ZM49 219V218H48ZM162 219V218H161ZM177 219H180V218H177ZM182 219V218H181ZM3 220H2V222H3ZM6 220V219H5ZM58 220H59V218H58ZM61 220H59L60 222H61V224H62V222L63 221H61ZM53 221H54V219H53ZM162 221H163V219H162ZM24 222V221H23ZM49 222V225L50 226H52V224H50V220L48 221ZM28 223V222H27ZM29 225V224H28ZM48 225V226H49ZM60 225V224H59ZM58 228V226H57V224H56V229ZM50 229V228H49ZM59 231H60V233H61V225L59 226ZM90 230H92V229H90ZM58 231V232H59ZM160 232H161V230H160ZM59 233V234H60ZM54 234H57V233H54ZM53 234V235H54ZM104 234V233H103ZM40 235V234H39ZM61 235V234H60ZM62 236V235H61ZM9 237V236H8ZM29 237V236H28ZM49 237V236H48ZM92 237V236H91ZM1 238H2V234L0 233V240H1ZM50 238V237H49ZM32 239V238H31ZM52 239H54V238H52ZM56 240V239H55ZM60 242V243H61ZM58 242H54V244H57ZM60 243H58V246H60ZM134 243V242H133ZM141 242H139V244H140ZM62 244H61V246H62ZM137 244V243H136ZM143 244H145V242L144 243H141L139 246H142ZM147 246L146 247H148L149 246V244H146ZM155 245V244H154ZM157 245V244H156ZM10 245L8 244V246H6V245H3L2 243H1V241H0V264H12V262L9 260L10 258H9V251L11 250L10 249V247H9ZM48 246H50V245H48ZM52 246H53V244H52ZM52 246H51V248L50 249H59L60 247H57L56 245H54L53 247H55L56 246V248H52ZM138 246V245H137ZM137 247L136 249L138 250V249H140L141 247ZM159 246V245H158ZM158 246L157 247H155V246H153V247H155V250L156 249H159L160 251H164L163 250V248H162V246L160 247V248H158ZM150 248H151V246H149ZM148 247V248H149ZM144 248V249H143ZM148 248H146V249H148ZM142 249L143 250H145V245H143L142 246ZM165 249V248H164ZM53 251V253H54V250H52ZM141 251V250H140ZM158 251V250H157ZM165 251H167L166 249H165ZM68 255V254H67ZM138 255H139V257H138ZM159 256H160V254H158ZM143 257V258H141V257ZM164 255H162L160 258H161V260L160 259H158V257H156L155 255H154V257H153V264H154V262H156V264H158V263H161V262H163V264H164V262H166L167 261V257L165 256V258H162ZM70 257H72V258H70ZM80 257V258H79ZM145 257V258H144ZM76 258H77V260H76ZM47 259V258H46ZM72 259V260H73ZM151 259V260H150ZM156 259H157V261H156ZM162 259H164V261L162 260ZM165 259H166V261H165ZM169 259H170V257H169ZM168 259V260H169ZM54 260V259H53ZM88 260V261H87ZM155 260V261H154ZM160 260V261H159ZM191 261H192V263L190 262V264H197V263H195V262H193V259H190ZM46 261V260H45ZM51 261V260H50ZM64 261V260H63ZM74 261H72V264H73V262ZM80 261V262H79ZM176 261H178V263L176 262ZM183 261L185 262V264L186 263H188L187 261H188V259H187V261L185 260V258H184V260H181V262H180V258H179V260H177V258H175V264H182L183 263ZM194 261H195V259H194ZM52 262V261H51ZM50 262V263H51ZM54 262V261H53ZM64 262H66V261H64ZM82 262V263H81ZM158 262V263H157ZM168 262V261H167ZM171 263L173 264L174 263V261L172 260L171 261ZM170 262H169V264H171ZM35 264H37V263H35ZM41 264H43V263H41ZM46 264V263H45ZM55 264H56V262H55ZM62 264H63V262H62ZM66 264V263H65ZM70 264V263H69Z\"/></svg>", "mask_w": 264, "mask_h": 264}, {"label": "crops", "instance_id": "obj_3", "mask_svg": "<svg viewBox=\"0 0 264 264\" xmlns=\"http://www.w3.org/2000/svg\"><path fill=\"white\" fill-rule=\"evenodd\" d=\"M34 14L44 22L70 25L81 24L85 16L76 4L62 5L52 2H41V5L34 9ZM182 18L177 15L132 10L127 14L126 23L128 29L133 32L192 36V27L180 21ZM209 76L214 81L215 89L220 93L264 99V77L233 74L228 70L214 67L210 69ZM178 121L175 120L177 137ZM24 129L19 124L0 122V175L5 168L11 166L14 174L25 180L37 166L32 135ZM107 177L110 180L107 182L108 191L100 200H66L61 230L64 238L102 245L111 241L115 225V204L111 196L114 193L118 202L117 178L114 171L109 172Z\"/></svg>", "mask_w": 264, "mask_h": 264}]
</instances>
